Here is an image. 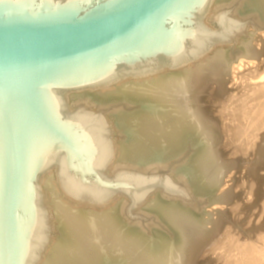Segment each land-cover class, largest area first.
Wrapping results in <instances>:
<instances>
[{
	"label": "bare ground",
	"instance_id": "6f19581e",
	"mask_svg": "<svg viewBox=\"0 0 264 264\" xmlns=\"http://www.w3.org/2000/svg\"><path fill=\"white\" fill-rule=\"evenodd\" d=\"M223 12L247 20L245 28L197 57L66 95L71 106L114 107L109 128L115 157L105 173L168 168L192 200L155 189L133 209L156 219L157 230L149 232L153 225L145 229L125 218L129 197L117 192L102 202L82 200L68 192L55 163L39 178L50 227L35 264H192L197 246L218 224L205 208L230 203L232 190L222 189L230 178L240 191L232 210L250 228L234 231L230 222L219 243L221 259L264 264V32H247L264 28V0H212L203 24L219 28L215 16ZM209 81L219 95L207 119L198 95Z\"/></svg>",
	"mask_w": 264,
	"mask_h": 264
},
{
	"label": "water",
	"instance_id": "95a60500",
	"mask_svg": "<svg viewBox=\"0 0 264 264\" xmlns=\"http://www.w3.org/2000/svg\"><path fill=\"white\" fill-rule=\"evenodd\" d=\"M212 0H0V264H35L49 240L42 171L57 163L68 192L102 202L117 192L127 212L159 188L192 200L166 173L110 175L108 121L72 112L74 88L163 71L234 36L247 20L216 13Z\"/></svg>",
	"mask_w": 264,
	"mask_h": 264
},
{
	"label": "rangeland",
	"instance_id": "374dc122",
	"mask_svg": "<svg viewBox=\"0 0 264 264\" xmlns=\"http://www.w3.org/2000/svg\"><path fill=\"white\" fill-rule=\"evenodd\" d=\"M230 11H232V9H230ZM236 17L239 18L237 15H236ZM207 24L210 26H215L211 22H208ZM249 31L256 32L255 36H258L264 32V28L261 30H257L253 26H249L247 32H249ZM259 43H261V42H259ZM242 69L244 70V68H242ZM254 80L256 81L259 79H254ZM254 80H252V82ZM213 82L214 81H209L208 83H206L204 85L202 91L198 95V101H199L198 106L201 108V110L203 112L202 115L207 119H209L210 117H213V114L211 112L212 110L210 109V104H212V100L217 99V96L219 95V92H218L219 90L216 88V86H214L215 89L213 91L211 89V87L213 88ZM256 82L260 83V81H256ZM214 91H215V95L214 94L209 95L210 93L212 94ZM208 99H210V100H208ZM66 104L72 112L78 111V110L83 109V108H87L88 110L96 112L99 115L103 116L108 121L109 125L112 122V120L110 118L111 117L110 113H111V111L114 110V107L104 106V107L92 108L90 106L88 107V106H85L83 104L71 106V101H69L67 96H66ZM123 106H126V104L124 105V103H123ZM127 108L125 109L126 112H129V110L130 111L132 110V108H128V109ZM210 121H212V120H210ZM220 126L221 125L218 123V125L216 126L217 129L218 128L220 129L221 128ZM118 134L119 133H116L117 139L119 138ZM114 136H115V134H114ZM223 145H224V143H223ZM222 158L224 160H226V159H231V160L238 159V157H236V156L234 157V156H227V155H224ZM126 164L127 163H124L123 167L126 166ZM157 173H166L169 176H171L172 178H174V176L168 171V168L164 169V170H160ZM112 174L113 173H110V175H112ZM227 181H229V182L226 184L225 187H222V189L227 188L228 190H232L230 203L224 204L223 206L211 205V206H208L205 208L206 213L214 214L213 218L218 220V224L212 229L211 235L208 238H206L204 241H202L197 246V249L195 250L196 253L194 252L192 264H225L224 259L223 260L221 259V255L223 254L224 251L222 249H219V243L225 237L226 232H227V227L229 225L232 226V224H230V222L235 223L232 227L237 226L236 228H234V231L240 232L243 229H247V231H248V229L250 228L247 225L246 221L238 218V215H235V211H234L235 209L232 210V208L234 207L233 201L236 200L237 195L240 193V191L238 189H235V182L231 178L227 179ZM128 207H129V205H126V207H125V218L126 219H128L130 221H136V222L141 223L140 225L143 226L145 229L148 228L150 225H153L152 228H150L149 232H155L157 230V225L152 224V223H156V219L153 217V215H152L153 219L151 217V214H148L147 216H150V217H147L146 216L147 213L141 212L140 209L136 208V210H134V211H135L137 217H132L127 212ZM216 209L222 210V213L220 212V214L218 215V212ZM142 213H144L145 215ZM236 213H239V212H236ZM205 217H206V219H208L209 215H206ZM207 228H209V229L212 228V225L208 224ZM54 232H55V236H56L57 233H56V231H54ZM236 253L237 252H235V253L233 252V255H235Z\"/></svg>",
	"mask_w": 264,
	"mask_h": 264
}]
</instances>
